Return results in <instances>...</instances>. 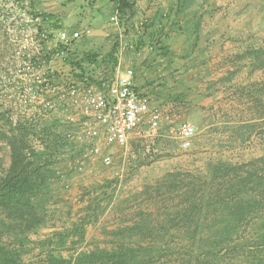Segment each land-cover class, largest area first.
<instances>
[{
    "label": "trees",
    "instance_id": "obj_1",
    "mask_svg": "<svg viewBox=\"0 0 264 264\" xmlns=\"http://www.w3.org/2000/svg\"><path fill=\"white\" fill-rule=\"evenodd\" d=\"M134 1L115 0L121 26L127 15H134ZM1 17L10 15L0 10L2 32L6 24ZM148 27L141 25L143 32ZM61 49L44 50L31 60L47 65ZM117 51V43L106 54L88 52L80 59L69 51L65 62L70 73L48 71L47 76L106 93L116 74ZM232 61L246 62L243 68L251 77L264 70V46L248 48ZM232 93L248 123L231 139L244 145L255 138L260 156L210 158L201 170L168 171L146 179L117 203L119 180L105 179L84 189L78 200L87 202L76 219L66 191L77 173L74 163L85 155L79 126L41 107L36 114H22L17 123L10 110L0 111V145L9 148L10 157L9 166L0 170V264H264V80L249 78ZM154 140L153 148L165 141ZM132 153L135 159L123 185L134 171L153 162L140 144ZM113 203L115 226L102 229L103 241L88 240V228ZM28 255L35 257L26 260Z\"/></svg>",
    "mask_w": 264,
    "mask_h": 264
},
{
    "label": "crops",
    "instance_id": "obj_2",
    "mask_svg": "<svg viewBox=\"0 0 264 264\" xmlns=\"http://www.w3.org/2000/svg\"><path fill=\"white\" fill-rule=\"evenodd\" d=\"M8 2L2 3L1 10L8 8ZM30 10L46 19L42 27L50 41L45 52L56 50V37L63 30L82 33L69 49L72 58L88 52L106 54L117 43V76L132 70L135 89L172 119L163 122L161 137L171 125L192 124L190 116L200 114L202 120L192 124L198 134L229 144L239 127L248 123L240 117L243 108L232 89L244 86L249 78L263 81L264 70L249 77L243 68L246 62L232 59L248 48L264 46V0H135L134 15H127L119 27L110 23L117 12L115 0H37ZM17 14L12 10L9 23L19 34L20 24L13 21ZM144 20L149 25L146 32L141 29ZM27 36L36 37L35 33ZM130 44L136 50L125 48ZM48 68L62 76L71 71L57 54ZM250 143L258 149L255 157L260 156L258 141L252 138ZM245 145L238 147L246 149ZM107 216L108 211L99 223Z\"/></svg>",
    "mask_w": 264,
    "mask_h": 264
},
{
    "label": "built area",
    "instance_id": "obj_3",
    "mask_svg": "<svg viewBox=\"0 0 264 264\" xmlns=\"http://www.w3.org/2000/svg\"><path fill=\"white\" fill-rule=\"evenodd\" d=\"M4 1L0 0V6H2ZM8 1V8L4 11L10 17L8 19L1 17V20L6 26L11 25L9 19L12 18V10L16 9L18 14L13 21L17 20L20 24V33L26 35L35 33L36 35V37L27 36L28 43L35 47L32 58L41 55L45 50V45L50 41V37H48V33L45 30L39 33V28L43 26L42 18L31 13L32 0ZM110 23L116 27L120 26L118 12L111 17ZM145 23H147V20L143 21V24ZM56 38L58 43L56 48L59 45L62 47L57 53V57L65 61L68 57L69 49L82 38V33L79 31L69 33L63 30L59 32ZM125 48L133 50L135 45L130 44ZM18 56L25 58V54L22 51L18 53ZM27 57L26 61L23 60V64L31 71V75L28 83L20 87V91L18 90L15 106H34L35 114L38 113V109L36 110L38 107H41L44 113L49 111L54 114H57L62 109L66 113V117L68 115L69 122H75L74 117L71 114L69 115L70 107H72L85 116L87 122H96L102 128V139L106 146L115 145L125 151H131L130 143L138 140L145 154H153L154 148L150 139L159 138L163 122H171L172 119L161 109L152 107L150 99L135 89L132 81V70H127L125 76H117L118 64L113 82L105 93L94 85L84 88L74 86L71 81H65L62 84L54 82L47 76L48 71H51L48 68L49 64L34 62L29 55ZM19 118L18 114L15 116L12 114L14 123H17ZM197 132V128L194 125L185 122L177 126L172 125L168 130V134L175 136L179 141L180 148L184 151L190 148L191 141L197 135ZM77 136L82 140L85 137L82 132ZM98 155V146L92 147L83 157L77 159L74 166L77 171L84 172L88 167L96 165ZM102 163L106 167H111L113 159L110 155H106L102 158ZM71 165L73 164L71 163ZM92 174L97 176V173L93 172ZM114 175L119 180V185H121L122 172L117 171Z\"/></svg>",
    "mask_w": 264,
    "mask_h": 264
},
{
    "label": "rangeland",
    "instance_id": "obj_4",
    "mask_svg": "<svg viewBox=\"0 0 264 264\" xmlns=\"http://www.w3.org/2000/svg\"><path fill=\"white\" fill-rule=\"evenodd\" d=\"M15 30V27L11 24L5 26V30L2 29V32L0 31V37H3L0 39V111L10 110L14 116L17 114L21 116L22 114H32L35 112L34 106L20 107L19 105H14L18 97V90L20 87H23L28 83L31 75V71L26 68L23 62L28 59V55L32 58V55L35 52V47L31 43H28L26 34H18ZM7 48H9L10 51H7ZM20 51L25 54V58L18 56ZM5 52L7 53L5 54ZM37 109L38 108H36V110ZM70 114L74 117L75 122H69V119L67 118L68 115L66 117V113L63 112L62 109L57 112L59 117L69 123L79 126L80 132L85 136L83 139L85 153H87L92 147L98 146L99 148L98 162L96 165L88 167L84 172L77 171L70 187L66 191V199L68 198L67 201L69 205L72 206V218L76 219V216L87 202V199L83 203L78 200L79 196L84 193V189L96 183H100L105 179L115 177L114 173L117 171L122 172L123 176L128 174L131 169V162L135 159V155L132 153L134 145H141V143L138 140L132 141L130 143L131 151H125L115 145L106 146L102 139L103 130L96 122H87V118L72 107H70L69 115ZM190 119L193 124V121H201L202 115L193 114L190 116ZM156 139L168 142L163 141L159 144H155L156 147L154 148L153 154H151L153 162H151L150 165L143 166L137 171H134L132 178L124 185L122 183L121 185L118 184L116 189L117 196L114 201L115 203L126 197L129 192L140 187L146 179L153 180L163 175L165 172L178 169L186 171L201 170L205 161L210 158L242 161L251 159L258 154V149L253 143H248L245 145L246 149H241L238 147L239 142L235 139H230L228 144L217 137L212 139L206 137L203 132H200L199 134L197 132V135L192 139L190 148L187 151L180 148L179 141L175 136L169 135L168 131L164 134V137L160 136ZM155 141L157 140L150 139L151 144L153 142L155 143ZM106 155H110L113 159V165L111 167H106L102 163V158ZM9 160V152L5 148V145L1 144V171L9 166ZM93 172L97 173V176H94L92 174ZM115 203L108 207L107 211L109 216L105 218L106 220L101 221V223L98 221L94 226L88 228V240L103 241L104 236L102 234V229L115 226L118 219L114 212ZM104 215L100 217V219H104ZM32 257L34 258L35 256L28 255L25 259L29 260Z\"/></svg>",
    "mask_w": 264,
    "mask_h": 264
}]
</instances>
